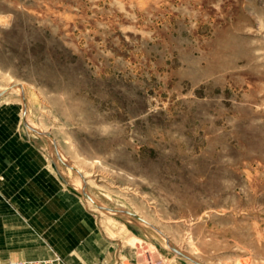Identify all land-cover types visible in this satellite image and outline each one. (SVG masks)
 <instances>
[{
	"label": "rangeland",
	"instance_id": "1",
	"mask_svg": "<svg viewBox=\"0 0 264 264\" xmlns=\"http://www.w3.org/2000/svg\"><path fill=\"white\" fill-rule=\"evenodd\" d=\"M0 93L114 264H264V0H0Z\"/></svg>",
	"mask_w": 264,
	"mask_h": 264
},
{
	"label": "crops",
	"instance_id": "2",
	"mask_svg": "<svg viewBox=\"0 0 264 264\" xmlns=\"http://www.w3.org/2000/svg\"><path fill=\"white\" fill-rule=\"evenodd\" d=\"M2 95L0 241L19 247L14 256L50 259L55 252L68 264H114L112 246L39 148L24 139L18 105L3 102Z\"/></svg>",
	"mask_w": 264,
	"mask_h": 264
},
{
	"label": "built area",
	"instance_id": "3",
	"mask_svg": "<svg viewBox=\"0 0 264 264\" xmlns=\"http://www.w3.org/2000/svg\"><path fill=\"white\" fill-rule=\"evenodd\" d=\"M8 264H65L61 258H56L49 261H17Z\"/></svg>",
	"mask_w": 264,
	"mask_h": 264
},
{
	"label": "water",
	"instance_id": "4",
	"mask_svg": "<svg viewBox=\"0 0 264 264\" xmlns=\"http://www.w3.org/2000/svg\"><path fill=\"white\" fill-rule=\"evenodd\" d=\"M174 251H175L176 253H178L179 255H181V256H183V257H186L187 259H190L191 261L195 262L196 264H200V263L194 261V260H193L192 258H190L189 256L185 255L184 253L178 251L177 249H174Z\"/></svg>",
	"mask_w": 264,
	"mask_h": 264
},
{
	"label": "bare ground",
	"instance_id": "5",
	"mask_svg": "<svg viewBox=\"0 0 264 264\" xmlns=\"http://www.w3.org/2000/svg\"><path fill=\"white\" fill-rule=\"evenodd\" d=\"M38 130V129H37ZM39 132V131H38ZM109 211V210H108ZM110 213H115V212H113V211H109ZM127 217V216H126Z\"/></svg>",
	"mask_w": 264,
	"mask_h": 264
}]
</instances>
